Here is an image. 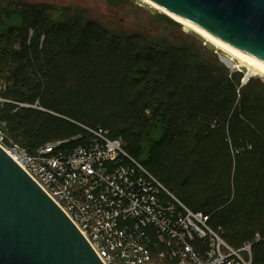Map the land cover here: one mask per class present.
<instances>
[{
	"label": "trees",
	"instance_id": "obj_1",
	"mask_svg": "<svg viewBox=\"0 0 264 264\" xmlns=\"http://www.w3.org/2000/svg\"><path fill=\"white\" fill-rule=\"evenodd\" d=\"M26 8L25 23L0 33L5 143L35 153L84 144L85 127L106 131L231 246L252 243L253 264H264V89L208 62L201 44Z\"/></svg>",
	"mask_w": 264,
	"mask_h": 264
},
{
	"label": "built area",
	"instance_id": "obj_2",
	"mask_svg": "<svg viewBox=\"0 0 264 264\" xmlns=\"http://www.w3.org/2000/svg\"><path fill=\"white\" fill-rule=\"evenodd\" d=\"M85 128L91 137L81 145L67 140L35 153L16 143L5 149L103 264H253L252 243L231 246L209 216L176 197L122 139Z\"/></svg>",
	"mask_w": 264,
	"mask_h": 264
},
{
	"label": "water",
	"instance_id": "obj_3",
	"mask_svg": "<svg viewBox=\"0 0 264 264\" xmlns=\"http://www.w3.org/2000/svg\"><path fill=\"white\" fill-rule=\"evenodd\" d=\"M153 1L264 68V0ZM0 264H103L68 217L1 147Z\"/></svg>",
	"mask_w": 264,
	"mask_h": 264
},
{
	"label": "rangeland",
	"instance_id": "obj_4",
	"mask_svg": "<svg viewBox=\"0 0 264 264\" xmlns=\"http://www.w3.org/2000/svg\"><path fill=\"white\" fill-rule=\"evenodd\" d=\"M30 5L50 9L53 15L62 19L80 17L93 20L104 28L124 35L152 37L179 45L201 44L204 47L202 54L208 62L218 60L232 71L243 73V85L252 79L255 85L264 89V79L250 77L247 80L248 71L237 60L241 68L229 66L225 56L230 54L141 0H0V33L6 27L25 23L23 12ZM1 145L7 148V143Z\"/></svg>",
	"mask_w": 264,
	"mask_h": 264
},
{
	"label": "bare ground",
	"instance_id": "obj_5",
	"mask_svg": "<svg viewBox=\"0 0 264 264\" xmlns=\"http://www.w3.org/2000/svg\"><path fill=\"white\" fill-rule=\"evenodd\" d=\"M141 1L147 3L148 5L152 6L155 9H157L158 11L163 13V15L164 14L167 15L172 20L183 25L185 28L195 32L198 35H200L201 37H203V39H205L207 42H209L210 44H212L216 48L224 51L225 53L230 54V55L225 56V58H226L225 61L230 66H232V67L234 66L235 68H241V64H242V67H246V69L248 71L247 76L249 78L250 77L251 78L252 77H260V78L264 79V68L262 67L261 64L254 63V62H251V61L244 59L242 57V55H240L235 49H233L229 45L225 44L224 42L215 38L214 36L204 32L199 26L179 17L177 14L173 13L172 11H170L169 9L164 7L163 5H160L159 3H157L153 0H141ZM236 60L241 64L239 65V63H237ZM247 76H246V79H247ZM0 147L10 156V154L7 152V150L1 144H0Z\"/></svg>",
	"mask_w": 264,
	"mask_h": 264
}]
</instances>
